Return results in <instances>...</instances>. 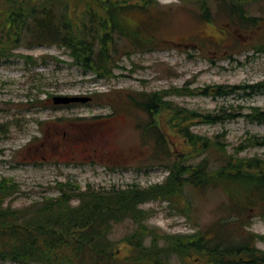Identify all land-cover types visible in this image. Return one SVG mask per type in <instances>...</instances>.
I'll use <instances>...</instances> for the list:
<instances>
[{
    "label": "rangeland",
    "instance_id": "1",
    "mask_svg": "<svg viewBox=\"0 0 264 264\" xmlns=\"http://www.w3.org/2000/svg\"><path fill=\"white\" fill-rule=\"evenodd\" d=\"M156 1L157 5L149 6V16L137 9L124 13L131 25L143 23L144 34L150 32L154 40L148 50L121 58L112 78L94 80L90 72L70 65L63 52L48 45L20 47L16 57L0 61V123L7 127L0 131V179L9 178L18 185L10 197L12 206L54 196L56 181L68 180L81 189L160 183L167 173L164 161L152 154L157 148L155 137L150 133L143 137L141 132L149 116L128 105V97L139 98V92L178 89L190 94H169L165 100L187 111L222 109L236 114L215 124L187 117L173 121L182 124L173 127L167 124L168 112L162 111L159 129L176 158L189 148L180 129L213 140L218 135L229 152L250 135L264 136V122L241 115L250 107L264 109V92L244 95L238 91L222 97L197 94L207 86L254 84L264 79V51L254 49L264 42V0H243L246 14L260 19L250 29L231 21L227 0ZM122 45L136 50L125 39ZM20 55L39 59L31 64ZM53 96H90L92 100L55 105ZM237 154L264 160V146L246 145ZM190 199L188 217L161 199L140 207L150 214L146 223L167 234L189 233L220 215L219 191L208 190ZM185 201L173 202L182 208ZM248 214L249 230L260 236L255 245L264 250V217L257 209ZM133 227L128 218L111 226L108 237L118 242L121 256L126 253L122 238ZM149 242L148 237L145 243ZM167 260L183 264L175 255ZM0 264L18 263L2 260Z\"/></svg>",
    "mask_w": 264,
    "mask_h": 264
},
{
    "label": "trees",
    "instance_id": "2",
    "mask_svg": "<svg viewBox=\"0 0 264 264\" xmlns=\"http://www.w3.org/2000/svg\"><path fill=\"white\" fill-rule=\"evenodd\" d=\"M227 2L228 16L238 27L250 29L260 21L246 14L243 0ZM151 3L158 4L156 0H0V61L16 57L20 47L48 45L63 52L70 65L90 72L94 80L112 78L121 58L146 51L153 42L150 32L144 34L143 23L131 25L124 18L125 12L134 9L149 16ZM123 39L136 50H125ZM254 49L264 51V42ZM20 56L31 64L39 59ZM237 92L244 95L264 92V79L254 84L207 86L197 94L222 97ZM169 94L190 93L172 89L128 97L130 108H138L149 116L141 132L143 137L148 133L155 137L157 148H153L152 154L164 161L167 173L160 183L101 189L87 185L81 189L68 180L56 181L54 196L12 206L10 197L18 185L9 178H1L0 261L169 264L168 257L175 255L183 264H264V250L255 245L260 236L249 230L247 218L248 212L256 209L264 217V160L237 154L246 145L264 146V136L250 135L229 152L217 140L218 135L214 140L203 138L184 128L179 133L189 148L185 155L176 158L159 129L162 111L168 112L167 124L173 127L182 126L173 121L187 117L215 124L231 120L236 114L222 109L216 113L187 111L165 100ZM241 115L250 121L264 122V109L260 107H250ZM6 128L0 123V131ZM190 158L198 160L191 162ZM208 190L219 191L222 199L217 211L220 215L204 227L184 234H167L146 223L150 214L141 204L165 200L188 217L192 210L190 198ZM183 199L186 201L179 208L177 205ZM126 218L134 227L122 238L126 253L121 256L116 247L118 242L108 234L113 224ZM148 237L150 242L146 244Z\"/></svg>",
    "mask_w": 264,
    "mask_h": 264
},
{
    "label": "water",
    "instance_id": "3",
    "mask_svg": "<svg viewBox=\"0 0 264 264\" xmlns=\"http://www.w3.org/2000/svg\"><path fill=\"white\" fill-rule=\"evenodd\" d=\"M90 96H53L52 103L55 105H67L72 103H86Z\"/></svg>",
    "mask_w": 264,
    "mask_h": 264
},
{
    "label": "flooded vegetation",
    "instance_id": "4",
    "mask_svg": "<svg viewBox=\"0 0 264 264\" xmlns=\"http://www.w3.org/2000/svg\"><path fill=\"white\" fill-rule=\"evenodd\" d=\"M91 99L90 100H92V97H90Z\"/></svg>",
    "mask_w": 264,
    "mask_h": 264
}]
</instances>
